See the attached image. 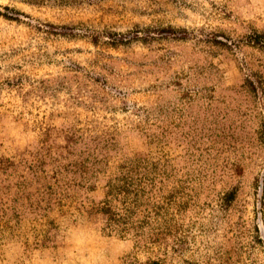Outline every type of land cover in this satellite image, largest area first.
<instances>
[{
    "label": "rangeland",
    "instance_id": "rangeland-1",
    "mask_svg": "<svg viewBox=\"0 0 264 264\" xmlns=\"http://www.w3.org/2000/svg\"><path fill=\"white\" fill-rule=\"evenodd\" d=\"M254 32L264 0H0V264H264ZM131 158L158 168L111 231Z\"/></svg>",
    "mask_w": 264,
    "mask_h": 264
},
{
    "label": "trees",
    "instance_id": "trees-1",
    "mask_svg": "<svg viewBox=\"0 0 264 264\" xmlns=\"http://www.w3.org/2000/svg\"><path fill=\"white\" fill-rule=\"evenodd\" d=\"M177 38L184 39L186 37ZM211 40L219 45H228L227 42L217 37H214ZM244 40L245 43L264 50V32L248 34ZM157 168L158 166L156 165V162H151V160L145 158H131L125 160L121 164L119 174L116 176L115 180L110 181L108 185L106 197L102 201V207H98L99 211H101L106 217L107 228L111 231H120L131 228L135 229L137 226L141 227L139 223L137 224L133 221L132 215L134 211L131 207H136L139 204L138 196L140 193H150V191H146L145 186L143 185L144 179L150 177V174L152 173L151 171ZM143 169H146L148 172L140 175ZM150 197L151 196H147L146 200ZM116 201L120 202L124 207H119V204L114 203ZM121 210H125V212H122ZM142 226L146 225L143 224ZM153 264L160 263L155 262Z\"/></svg>",
    "mask_w": 264,
    "mask_h": 264
}]
</instances>
